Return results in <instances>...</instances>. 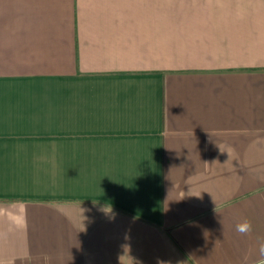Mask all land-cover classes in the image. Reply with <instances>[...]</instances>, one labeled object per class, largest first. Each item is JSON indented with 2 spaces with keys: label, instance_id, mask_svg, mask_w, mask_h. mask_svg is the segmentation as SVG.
Instances as JSON below:
<instances>
[{
  "label": "crops",
  "instance_id": "0c3cea01",
  "mask_svg": "<svg viewBox=\"0 0 264 264\" xmlns=\"http://www.w3.org/2000/svg\"><path fill=\"white\" fill-rule=\"evenodd\" d=\"M260 238L264 0H0V264H259Z\"/></svg>",
  "mask_w": 264,
  "mask_h": 264
},
{
  "label": "clouds",
  "instance_id": "9594fccd",
  "mask_svg": "<svg viewBox=\"0 0 264 264\" xmlns=\"http://www.w3.org/2000/svg\"><path fill=\"white\" fill-rule=\"evenodd\" d=\"M106 212H111V207L110 210ZM235 230L241 235H247L252 231V224L249 220L243 219L236 223ZM258 254L260 257L264 258V238H260L259 240ZM259 264H264V259H261Z\"/></svg>",
  "mask_w": 264,
  "mask_h": 264
}]
</instances>
